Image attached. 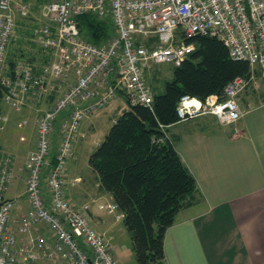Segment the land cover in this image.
I'll return each instance as SVG.
<instances>
[{
    "label": "built area",
    "instance_id": "obj_1",
    "mask_svg": "<svg viewBox=\"0 0 264 264\" xmlns=\"http://www.w3.org/2000/svg\"><path fill=\"white\" fill-rule=\"evenodd\" d=\"M41 1L43 22L33 41L52 55V60L41 66L21 61L11 70L8 47L18 17H29L32 3L0 0V85L6 89L4 103L13 108L34 106L62 89L38 118L37 146L24 166L29 209L18 216L12 214L15 199L7 197L16 178L14 160L0 147V264H121L90 220L89 206L76 205L66 194L65 169L82 122L120 94L126 96L128 104L151 106L154 94L146 71L162 63L181 66L196 49V44L187 42L196 35L220 39L233 59L247 61L264 72V0ZM87 13L100 17L111 14L116 33L108 42L97 44L82 36L78 17ZM71 74H75L73 83L63 89ZM254 81V74L237 77L221 95L212 94L204 100L183 95L177 116L188 120L213 114L223 124L235 123L245 114L239 103L241 94ZM65 111L68 115L60 121ZM57 129L60 141L53 162ZM40 225L53 232V244L40 234L28 241L18 238V234L29 235Z\"/></svg>",
    "mask_w": 264,
    "mask_h": 264
},
{
    "label": "crops",
    "instance_id": "obj_2",
    "mask_svg": "<svg viewBox=\"0 0 264 264\" xmlns=\"http://www.w3.org/2000/svg\"><path fill=\"white\" fill-rule=\"evenodd\" d=\"M28 1L32 3L31 13L34 10L41 13L40 0ZM104 17L115 28L111 14ZM22 19L18 17V26ZM40 22H43L42 15ZM259 69L252 68L254 84L260 77L264 78L263 70L257 73ZM74 79L75 74H71L63 83V89H67ZM254 84L241 94L239 103L245 114L237 122L223 124L213 114H202L179 120L167 130L183 161L196 178L198 190L188 198L193 200L192 204L178 212L175 223L166 232V264H264V88L258 83ZM61 91L55 90L46 101L34 106L13 108L4 103L0 117V147L14 160L16 178L7 191V197L16 201L12 212L14 216L29 209L24 166L27 157L37 146L38 118L51 107ZM125 103L128 104L126 96L120 94L104 110L86 118L91 131L97 129L99 121H103L100 119L108 107L116 110L123 108L125 111L129 108L128 105L124 109ZM23 113L30 115L31 119L35 114L34 123L30 122L31 119L23 118ZM67 115V111L63 112L60 121ZM110 118L114 123L117 117ZM27 122L31 123L34 131L30 136L22 130ZM59 125L60 122L57 127ZM53 139L52 149L57 150L60 141L58 129ZM18 141L20 145L16 144ZM48 170L44 172V183ZM85 170V173L74 172L71 182L66 175L67 197L78 206H89L90 220L108 240L121 264H138L133 239L113 195L102 188L99 174L90 164H86ZM45 193L49 197L46 185ZM39 234L53 244L55 235L43 225L29 235L18 234V238L28 241L29 237ZM80 242L89 249L82 239Z\"/></svg>",
    "mask_w": 264,
    "mask_h": 264
},
{
    "label": "trees",
    "instance_id": "obj_3",
    "mask_svg": "<svg viewBox=\"0 0 264 264\" xmlns=\"http://www.w3.org/2000/svg\"><path fill=\"white\" fill-rule=\"evenodd\" d=\"M78 21L82 36L91 42L103 44L115 35L112 23L96 13L80 15ZM187 42L196 44V49L175 68L165 90H153L151 106L129 104L89 159L102 188L113 195L124 215L138 264H166V232L178 212L192 204L188 198L198 190L196 178L167 134L169 126L179 121L176 109L181 97L204 100L212 94L221 95L235 78L252 75L250 64L233 59L220 39L196 35ZM9 47L7 62L11 70L21 61L41 66L52 60V55L38 46L39 52L29 58L18 47L20 54ZM5 92L0 85V117ZM56 152L52 149L53 159Z\"/></svg>",
    "mask_w": 264,
    "mask_h": 264
},
{
    "label": "rangeland",
    "instance_id": "obj_4",
    "mask_svg": "<svg viewBox=\"0 0 264 264\" xmlns=\"http://www.w3.org/2000/svg\"><path fill=\"white\" fill-rule=\"evenodd\" d=\"M40 2L42 1L40 0ZM30 15L31 16L29 17V19L23 18L22 21H19V26L17 27L15 35L13 37L14 43L10 44L9 47L10 51L13 50L14 53L20 54V51H18L17 49L18 47L20 50H22V52L26 54L25 58H29V55L32 53L37 54L39 52V46L36 44V42L33 41V39L35 36V31L41 23V13L39 12V10H34V12L30 13ZM156 67L157 68L155 69H153L152 67L149 68V71L147 72L148 81L149 83H151L154 90H156L157 92H163L165 90L166 82L171 80L174 76L175 65L172 63H162L156 64ZM153 76L154 78L152 79ZM257 83L263 86L262 88H264L263 77H260V79L254 85H257ZM128 105L129 104L125 103L124 109H126ZM123 112V108H117L116 110V108L112 109L111 106L108 107L107 111L103 113L105 114L104 117L100 119L103 121H99L97 123L99 125H96L97 129L95 131H91V125L88 124L89 120L85 119L82 122L80 133L78 135L79 139L77 142L75 141V145L73 146V155L67 160V165L65 169V176L67 175V179H69L70 182L71 179H73L75 176H72L74 172L85 173L86 164H90L89 157L91 153L97 149L99 145L98 143L105 139L107 133L113 125V120L110 117H119L123 114ZM22 117L27 118L29 121L31 119L30 115H26L24 113ZM35 119L36 115L33 114L30 122L34 123ZM31 123L27 122L22 129L27 133L28 136H30L31 133H34L32 125H30ZM16 144L20 145L21 143L18 141ZM93 185H95V182H93ZM125 238H127V235H125Z\"/></svg>",
    "mask_w": 264,
    "mask_h": 264
}]
</instances>
